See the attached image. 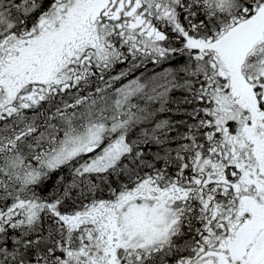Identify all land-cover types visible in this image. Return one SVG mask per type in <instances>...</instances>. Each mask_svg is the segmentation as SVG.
<instances>
[{"label": "snow or ice", "instance_id": "obj_1", "mask_svg": "<svg viewBox=\"0 0 264 264\" xmlns=\"http://www.w3.org/2000/svg\"><path fill=\"white\" fill-rule=\"evenodd\" d=\"M0 264H264V0H0Z\"/></svg>", "mask_w": 264, "mask_h": 264}]
</instances>
